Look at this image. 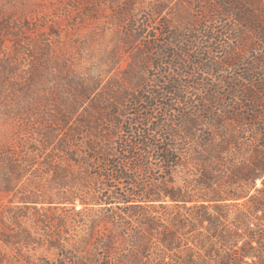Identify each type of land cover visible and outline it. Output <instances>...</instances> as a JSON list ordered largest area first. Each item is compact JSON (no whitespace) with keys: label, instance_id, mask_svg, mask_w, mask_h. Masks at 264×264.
Returning a JSON list of instances; mask_svg holds the SVG:
<instances>
[{"label":"trees","instance_id":"trees-1","mask_svg":"<svg viewBox=\"0 0 264 264\" xmlns=\"http://www.w3.org/2000/svg\"><path fill=\"white\" fill-rule=\"evenodd\" d=\"M218 1L212 2L214 15H230L264 39V29L255 27L261 13L255 0ZM152 9L161 16L165 2ZM169 27L159 31L166 40L156 48L155 62L146 59L160 72V92L131 76L132 94L103 95L93 75L66 79L68 91L59 94L52 113L36 116L31 132L22 128L16 148L0 151V246L32 241L27 230L9 231L20 221L17 210H34L44 224L50 220L41 213L50 206L38 204L57 203L53 209L89 216V232L67 245L53 240L48 249L54 257L32 264H107L112 233L130 221L138 230L123 264H264V79L255 83L247 64L248 79L240 77L247 84L226 85L231 102L205 88L198 108L171 114L180 102L192 107L185 96L190 85L179 70L192 67L185 74L198 85L195 68L210 59L205 64L182 47L172 50L181 39L192 44L197 38ZM133 31L128 33L137 41ZM257 60L264 62V52ZM231 61L244 64L239 54ZM128 109H134L130 118Z\"/></svg>","mask_w":264,"mask_h":264},{"label":"rangeland","instance_id":"rangeland-1","mask_svg":"<svg viewBox=\"0 0 264 264\" xmlns=\"http://www.w3.org/2000/svg\"><path fill=\"white\" fill-rule=\"evenodd\" d=\"M162 1L166 9L161 16H155L151 8L158 0H0V151L16 148L24 137L22 128L31 132L36 116L52 113L59 94L68 91L66 79L93 75L98 78L97 92L103 95L124 90L132 94L135 89L127 80L131 76L137 81L142 79L145 88L160 92L157 88L162 80L160 72L147 65L146 59L151 56L155 62L156 48L166 40L159 31L166 24L171 30L182 28L179 34L190 30L185 34L197 38V43L192 44L181 39L172 50L182 47L191 58H200L205 64L210 59L207 61L210 65L195 68L201 79L198 85H192L193 77L185 74L192 67L186 65L179 70L184 72L182 80L190 85L185 96L192 107L180 102L174 105L171 114L198 108L199 101L206 96L205 88L221 100L231 102L226 85L247 84L240 78L248 79L247 64L255 72V83L259 82V76L264 79V62L257 60L264 52V39L252 27L237 25L230 15H214L212 2L218 0ZM253 4L257 14L261 12L255 27L264 29V0H255ZM130 29L139 36L137 41L130 37ZM146 44L152 47L150 52ZM236 54L243 58L244 64L231 63ZM132 112L134 109H128L126 117L130 118ZM156 114L162 116L158 110ZM132 163L129 161L127 166ZM46 195L54 194L46 192ZM2 202L7 204V198ZM41 205L50 206L49 211L41 213L45 219L48 216V223H38L34 210L15 212L20 221L11 224L9 231L21 234L27 230L32 241L13 248L0 246L2 264H32L40 258H53L54 251L48 249L50 242L67 245L88 234L89 216H80L70 209H53L59 206L57 203L37 207ZM80 208L76 205V209ZM97 229L102 231L103 226ZM137 230L138 226L130 221L120 233H112L113 250L108 254L107 264H123L120 258H130L134 250L132 237ZM118 234L123 238L117 237ZM153 246L157 252V245Z\"/></svg>","mask_w":264,"mask_h":264}]
</instances>
